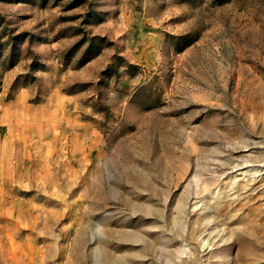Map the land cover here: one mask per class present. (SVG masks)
<instances>
[{
  "label": "rangeland",
  "instance_id": "374dc122",
  "mask_svg": "<svg viewBox=\"0 0 264 264\" xmlns=\"http://www.w3.org/2000/svg\"><path fill=\"white\" fill-rule=\"evenodd\" d=\"M0 264H264V0H0Z\"/></svg>",
  "mask_w": 264,
  "mask_h": 264
}]
</instances>
